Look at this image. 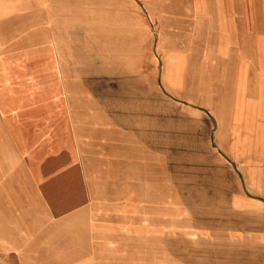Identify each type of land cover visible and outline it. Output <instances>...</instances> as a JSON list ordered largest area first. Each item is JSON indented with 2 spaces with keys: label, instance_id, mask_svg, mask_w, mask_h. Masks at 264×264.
I'll list each match as a JSON object with an SVG mask.
<instances>
[{
  "label": "crops",
  "instance_id": "0c3cea01",
  "mask_svg": "<svg viewBox=\"0 0 264 264\" xmlns=\"http://www.w3.org/2000/svg\"><path fill=\"white\" fill-rule=\"evenodd\" d=\"M205 7V0H0L2 257L12 264H264V169L242 172L243 184L229 195L233 219L191 221L192 209L172 207L166 163L150 155L147 135L141 143L138 132L111 126L107 95L93 100L87 91L109 80L128 89L127 100L131 88L154 90L157 62L203 39ZM216 16L209 29L226 53L240 37L224 13ZM160 79L174 95L162 64ZM213 115L220 127L221 115ZM216 143L229 144L220 135ZM79 166L81 176L59 174Z\"/></svg>",
  "mask_w": 264,
  "mask_h": 264
},
{
  "label": "rangeland",
  "instance_id": "374dc122",
  "mask_svg": "<svg viewBox=\"0 0 264 264\" xmlns=\"http://www.w3.org/2000/svg\"><path fill=\"white\" fill-rule=\"evenodd\" d=\"M205 5L203 39L189 40L187 48L180 44L157 62L154 90L131 88L127 100L128 89L109 80L107 88L87 91L93 100L107 95L111 126L138 132L141 143L147 135L150 155L166 163L172 207L192 209L189 213L197 214L188 216L191 221L223 223L234 218L229 195L243 184L242 172L264 169V0H205ZM219 12L240 37L226 53L217 48L216 30L209 29ZM245 21L251 24L247 32ZM161 64L163 79L177 86L174 95L161 86ZM129 112L133 118L123 119ZM214 112L221 115L220 127ZM217 135L229 144L218 145ZM232 155L241 159L234 161ZM59 174L67 181L83 175V168L61 167ZM2 256L0 264H12L11 256Z\"/></svg>",
  "mask_w": 264,
  "mask_h": 264
},
{
  "label": "bare ground",
  "instance_id": "6f19581e",
  "mask_svg": "<svg viewBox=\"0 0 264 264\" xmlns=\"http://www.w3.org/2000/svg\"><path fill=\"white\" fill-rule=\"evenodd\" d=\"M164 71H166V70H164V69H163V75L165 74V72H164Z\"/></svg>",
  "mask_w": 264,
  "mask_h": 264
}]
</instances>
